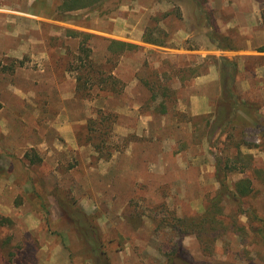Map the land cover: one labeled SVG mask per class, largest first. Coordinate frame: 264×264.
Here are the masks:
<instances>
[{
  "label": "rangeland",
  "instance_id": "rangeland-1",
  "mask_svg": "<svg viewBox=\"0 0 264 264\" xmlns=\"http://www.w3.org/2000/svg\"><path fill=\"white\" fill-rule=\"evenodd\" d=\"M62 2L0 0V264H264V124L247 115L264 116V0H104L67 15ZM82 46L121 93L79 90ZM225 75L238 110L212 135ZM219 160L234 166L221 234H187L176 221L210 207ZM245 177L253 190L236 199Z\"/></svg>",
  "mask_w": 264,
  "mask_h": 264
},
{
  "label": "trees",
  "instance_id": "trees-1",
  "mask_svg": "<svg viewBox=\"0 0 264 264\" xmlns=\"http://www.w3.org/2000/svg\"><path fill=\"white\" fill-rule=\"evenodd\" d=\"M102 1L104 0H63L60 7L62 11L65 13V15H67L66 13L70 10L83 8V7L90 6V5H95V4L101 3ZM66 35L81 36L84 39H88L90 36V34L83 33L77 30H73V29H66ZM143 40L145 42H150L153 44H163L162 41L158 37H153L151 33H148V31H145L143 35ZM223 47H227V45L225 44L223 45ZM109 48L111 50L116 49V51H122L128 48L138 49L139 45L121 41V40L112 39ZM258 50L264 51V46L259 47ZM81 52L83 53V56L82 55L78 56L79 61L81 63L78 66L76 65L77 66L76 79H77V87L79 88V90L90 91L96 86L100 90L111 91L113 93H121L123 91L124 84L122 83V86H121L120 79H118L112 73H108L105 75L103 70H101L99 67H94V63L91 59V52H92L91 48H89L88 46H82ZM230 65H233L231 72L232 74H234V69H236L237 67L235 62L226 61L222 64V68L224 69V66H230ZM233 78L235 77L233 76L232 79ZM141 80L150 90H152V93H153L152 97L154 100H157V97L160 95L165 98L166 97L170 98L173 93V90L169 86H165V85L162 86L161 92L158 93L155 90L156 87L154 84L149 82L146 78H141ZM235 88L236 86L234 83H230L229 81H226V75H225L223 85H222V99L228 102L222 103L224 105L222 108V111L218 113V116L215 120L216 122L212 124V128L209 130L210 132H213L211 133L212 135L216 133L214 130H217L219 126L220 127L222 126V124L224 123L223 120L228 114V112L229 114L237 113L238 109L236 108V106L238 104H237L236 99L238 98V94ZM160 106L165 108L166 107L165 102H161ZM248 107H251L249 103H247V108ZM247 115L253 122L258 123V124L259 123L264 124V122L262 121L264 116H262L263 118L261 117L257 118L255 116L256 114H248V112H247ZM243 144H245V142H243ZM26 155L28 156V153ZM240 155H242L241 152H240ZM247 157H250V155H247ZM233 167L234 166L229 164L228 161L225 163V166L221 165V161L218 162L217 170H216V178L220 184L219 192L215 197H213L210 207L207 209V211L205 212L203 216L177 219L176 221L177 225H179L180 227H184L183 228L184 232H186L187 234L194 233L199 237L212 234V232H217L218 234H221V231H219L217 228L219 225H222V220L218 218V215L222 214V209L219 203H220V200L225 195H228L229 193L228 192L229 188L226 182L227 176H228L227 170L232 171ZM252 190L253 188L251 186V179L249 177H245V178L238 180L235 183V191L230 192V194L234 198L238 199L240 197L249 195L252 192ZM251 215H253L255 218H257L258 216L255 213V211H251ZM259 218H260L259 220L263 222V228H264V220L261 217ZM261 232L264 234V230H262Z\"/></svg>",
  "mask_w": 264,
  "mask_h": 264
}]
</instances>
